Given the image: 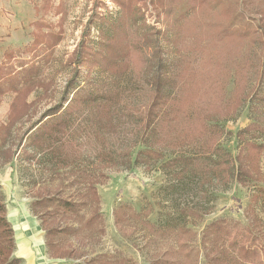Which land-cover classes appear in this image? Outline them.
Segmentation results:
<instances>
[{
    "label": "rangeland",
    "instance_id": "obj_1",
    "mask_svg": "<svg viewBox=\"0 0 264 264\" xmlns=\"http://www.w3.org/2000/svg\"><path fill=\"white\" fill-rule=\"evenodd\" d=\"M151 1L103 0L105 7L99 9L103 18L92 21L88 36V57L94 64L79 67L75 100L63 117L67 126L58 140L33 147L30 137L40 125L34 124L58 104L95 2L0 0V67L11 66L21 82L18 88L30 87L13 106L15 93L0 97V164L6 162V150L12 155L9 163L0 165V200L7 208L20 199L22 208L17 211L33 217L40 227L41 219L30 208L41 202L37 211L44 226L57 232L58 254L70 249L73 253L55 259L44 246L43 264H86L96 256L133 264H206L207 254L218 259L222 249L228 259L236 258L253 239L260 250L256 264H264V150L259 159L261 180L240 184L235 161L243 129L253 126L246 141L264 146V39L249 44L233 38L231 49L220 48L217 62L211 63L210 56L219 48L216 33L229 15L208 3L192 9L190 0H154L165 8L171 3L165 13ZM242 1L226 0L230 13L244 9ZM249 20L255 21L252 16ZM45 34L55 37L52 48L46 47ZM36 36L39 48L28 52ZM155 50L167 74L175 77L179 112L187 109L194 115L190 125H184L193 142L176 150L149 138L146 117ZM110 51L114 56L123 53L117 56L115 70L102 68L101 58ZM237 53L240 61L249 58L252 64L249 79L241 86L235 85L231 61ZM212 77L221 93L210 92ZM183 79L180 94L182 87H176ZM107 96H112L113 105L102 114L99 105ZM197 116L207 120L205 126ZM181 118L184 121L183 113L177 120ZM54 119L42 124L50 125ZM53 147L63 151L59 162L49 153ZM147 150L153 159L134 163L137 154ZM172 158L181 161L169 164ZM90 183L99 198L103 236L95 231L97 223L87 224L95 211ZM63 202L75 206L68 210ZM216 228L223 236L217 243L212 241L218 238ZM43 234L44 238L46 231Z\"/></svg>",
    "mask_w": 264,
    "mask_h": 264
},
{
    "label": "trees",
    "instance_id": "obj_2",
    "mask_svg": "<svg viewBox=\"0 0 264 264\" xmlns=\"http://www.w3.org/2000/svg\"><path fill=\"white\" fill-rule=\"evenodd\" d=\"M171 3L173 0H168ZM94 13L91 16V18L88 20L85 31L81 37V40L79 41L77 47L75 48L73 52L72 59L70 61V64L73 65L74 70L67 81L63 92L61 94L60 100L56 106L53 108H50L46 110L41 116L40 120L35 123L34 125L40 124L36 129L35 133L30 137V145L33 147H40L41 144L45 142V144H48L50 139L52 140H58V134H63L66 126H67V120L63 117L67 115V109L74 103L75 100V94L74 91L77 89V81L80 77V69L79 67L83 66L84 64L89 65L90 62L93 63L92 60L89 59V53H88V36H90V29L92 28V21H99L103 17L101 14H99V9L102 7H105L103 0H94ZM243 4H245L244 9H241L240 11L232 14L230 13L229 8L226 6V0H190V6H192V9L195 7L198 8L203 3H208L211 7L214 8H221L226 14L229 15L228 22L226 23L225 27H222L218 30L216 33V37L218 39L216 40V45L219 46L218 49H216L214 52L215 54H212L210 56L211 63L217 62V56L216 53L219 54V49H231V44L234 41L233 38L238 39V42L246 41L249 44H254L256 39H260L262 37L264 39V0L263 2L259 3L256 0H243ZM152 5L156 8H159V11L164 9L162 12L167 11V8L170 9V4L167 5V8L165 4H161L158 1H151ZM252 7H251V6ZM164 6V7H163ZM246 9H250L251 12H247ZM161 12V11H160ZM160 14V13H159ZM254 17L255 21L249 20L250 16ZM111 27V26H110ZM101 30V29H100ZM109 31V29H108ZM107 31V33H108ZM102 32V30H101ZM53 34H45L44 37L49 40V42L46 44V47L52 48V45L55 41V37L52 36ZM39 37H35L33 44L29 48L28 52H31L34 49H38L37 47ZM45 40V42H47ZM112 40V39H110ZM214 45V49L217 47ZM212 50H207V52H211ZM229 52V51H228ZM113 52L110 51L109 54L106 56H102L101 58L105 63V68L116 69V61L117 56L122 57L123 53L118 52L117 56L112 55ZM230 53V52H229ZM208 54V55H209ZM12 54L8 53L6 54L7 59L10 60ZM101 56V55H100ZM153 59H155V64L153 67H151V71L153 70V73L151 75V87L153 88L152 93V99L148 107V113H147V126L150 128V139L154 142H161V144H165L167 147H171V150H176L178 147H183L185 145H189L191 142H193L192 137L189 135L188 130L184 127V125H190V121L192 117L194 116L191 114L187 109H183L181 112V106L179 107L178 102L180 100L175 98V94L173 93L174 87V79L173 77L171 79V76L167 74L166 71V64L161 61V55L159 54V51L155 50L153 54ZM100 60V59H99ZM231 61L233 62V67L235 70V85L239 84L241 86L243 82L248 81V75H250V70L252 68L251 62H249V58H242L241 61L239 60V53L232 56ZM209 74L213 73L214 70L211 66V68L208 66ZM15 72L11 68V66L7 69H3L2 66L0 67V97L4 95L8 91H12L15 93V98L12 103V106L15 103V100L18 97H23L24 95H27L30 91V87L27 88H18L21 84L20 80H18L19 77L14 76ZM215 77H212L210 79V92L216 93L217 90L219 93L222 92V88H217L216 80L213 79ZM186 80L183 79L181 82H179V85L176 87L177 89H181L180 94L183 91V86L185 85ZM173 86V87H172ZM201 86H204L201 84ZM170 87V88H169ZM210 87V86H209ZM216 87V88H215ZM176 90V89H175ZM71 96V97H70ZM192 100V99H191ZM193 102V101H192ZM189 104V107L193 106V103ZM17 103V102H16ZM187 104V103H186ZM65 105V106H64ZM113 105L112 102V96H107L103 103L99 105L100 113H106L107 111L111 109ZM179 112V113H177ZM183 113V119L177 120L178 115ZM57 117V119H54L55 121L52 122L50 125H44L42 124L44 120L53 119ZM200 123L205 126L206 121L204 118H199L197 116ZM64 119V120H63ZM182 121L183 123H181ZM183 128H182V126ZM164 127V128H163ZM253 126H249L242 131L239 132L238 138L243 143L240 151L237 154L236 157V163L237 166V175L236 180L243 184L250 180H261L262 174L259 169V159L260 156L264 150V146L262 144H258L256 142L246 141V135L250 134L251 129H253ZM184 133V135H183ZM154 138V139H153ZM2 145V144H1ZM48 146V145H47ZM49 147V146H48ZM50 155L52 156V159L56 162H59L60 156H62L63 151L60 148H51L49 150ZM5 161H11L12 155L11 151L6 150L5 153ZM105 155V154H104ZM153 152L143 151L139 152L137 154V157L134 161V163L138 164L139 162L142 163H148L153 159ZM103 161V160H102ZM113 161V160H112ZM181 161V158H172L169 162V164H178ZM128 168L131 166V161L128 159ZM92 180V178H91ZM96 183V182H95ZM93 183L89 184V194L92 198L91 204L93 205L95 211L92 214V218L87 222L88 225H92L97 223L98 228L95 230L97 233L100 234V236H103L105 233V226L102 221V217L99 211L98 203L99 198L97 196L96 190L94 188ZM49 202V201H48ZM41 202L33 203L31 205V212L33 216L38 217L41 219V227L44 231H46L45 234V246L47 249V253L51 258L60 259L63 257L70 258V254L73 255L72 250H68V252L63 251L64 254H58L57 250L60 249L58 247V244H60L59 241H54L55 230H48L44 226V222L41 217H39L40 212L37 211V208H39L41 205ZM44 204V203H43ZM97 204V205H96ZM39 205V206H38ZM46 205V204H45ZM66 209H71V207H74L75 204L70 202H63L62 204ZM87 202L83 203V206H86ZM45 212H48V206H44ZM50 212V211H49ZM117 223V219L115 216V224ZM78 229H74V232L76 233ZM56 232V231H55ZM57 233V232H56ZM217 235L218 238L215 241L217 243V240L222 241V234L220 232V229H215V236ZM214 236V237H215ZM205 239L208 241L205 237ZM205 240V241H206ZM257 239H253L252 242L248 247H241L238 251L237 257L232 259L229 258L224 254L223 249L220 250L222 253L217 258H209L210 256L207 254L205 257L208 262L206 264H256L259 262V252L260 250L258 247H256L255 242ZM15 249V243L13 238V230L10 225V223L6 219V207L3 204V201L0 200V264H21V261L19 258L14 257L13 252ZM66 254V255H65ZM73 264H80V263H73ZM86 264H133L128 259H119L115 261H109L106 258H101L99 256L90 258ZM158 264H165L164 262H158ZM178 264V263H177Z\"/></svg>",
    "mask_w": 264,
    "mask_h": 264
},
{
    "label": "crops",
    "instance_id": "obj_3",
    "mask_svg": "<svg viewBox=\"0 0 264 264\" xmlns=\"http://www.w3.org/2000/svg\"><path fill=\"white\" fill-rule=\"evenodd\" d=\"M9 162L0 165L3 166ZM3 204L5 205L4 202ZM10 208L15 210L10 211ZM18 208H22L20 199L8 203V207L6 208V219L12 227L15 243L13 255L19 258L20 261L25 260L28 264H43L40 261V258L45 252L43 229L33 217H29L23 211H17Z\"/></svg>",
    "mask_w": 264,
    "mask_h": 264
}]
</instances>
